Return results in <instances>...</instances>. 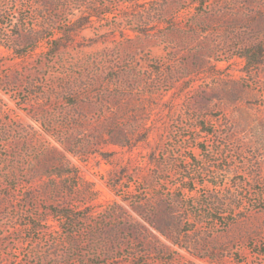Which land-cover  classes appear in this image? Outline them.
<instances>
[{"label": "rangeland", "instance_id": "obj_1", "mask_svg": "<svg viewBox=\"0 0 264 264\" xmlns=\"http://www.w3.org/2000/svg\"><path fill=\"white\" fill-rule=\"evenodd\" d=\"M0 264H264V0H0Z\"/></svg>", "mask_w": 264, "mask_h": 264}]
</instances>
